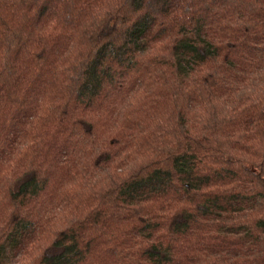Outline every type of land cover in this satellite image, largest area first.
<instances>
[{"label":"trees","instance_id":"1","mask_svg":"<svg viewBox=\"0 0 264 264\" xmlns=\"http://www.w3.org/2000/svg\"><path fill=\"white\" fill-rule=\"evenodd\" d=\"M0 264H264V0H0Z\"/></svg>","mask_w":264,"mask_h":264}]
</instances>
